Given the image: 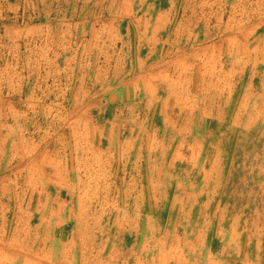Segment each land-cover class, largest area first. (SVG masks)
<instances>
[{
	"label": "rangeland",
	"instance_id": "374dc122",
	"mask_svg": "<svg viewBox=\"0 0 264 264\" xmlns=\"http://www.w3.org/2000/svg\"><path fill=\"white\" fill-rule=\"evenodd\" d=\"M238 32L227 31L240 42L199 44L191 85L165 102L100 92L112 79L109 45H87L63 79L44 43L35 53L26 37L0 39V84L42 102L0 116H21L23 136L78 169L54 201L46 188L32 204L29 188L15 190L0 264H264V29ZM64 81L78 91L46 106Z\"/></svg>",
	"mask_w": 264,
	"mask_h": 264
},
{
	"label": "crops",
	"instance_id": "0c3cea01",
	"mask_svg": "<svg viewBox=\"0 0 264 264\" xmlns=\"http://www.w3.org/2000/svg\"><path fill=\"white\" fill-rule=\"evenodd\" d=\"M214 29L223 30L219 38ZM231 29H264V0H0V39L26 37L35 53L44 43L46 59L63 62L56 70L63 79L70 77L71 59L77 57L78 63L85 59L87 45L105 44L110 46L112 79L100 92L160 93L163 102L191 85L192 62L199 44L212 50L235 39L241 41L239 32L227 33ZM199 30H205L202 36ZM71 43L77 46L72 53ZM62 84L60 88L49 86L47 91L53 96L46 106L64 105L69 100L63 96L71 94V89L78 91L66 81ZM21 92V87L0 84V110L21 109L27 103L31 107L42 105L40 101L23 102ZM7 94L12 96L7 98ZM7 119L0 116V224L7 218L8 208L18 210L16 189L29 188L32 204L38 197L33 191L46 188L52 190L48 198L54 201L59 196L53 190L68 187L70 174L78 170L70 165L68 154L39 148L23 136L21 116L15 115L12 122ZM32 231L38 236L37 224ZM43 232L52 235L49 228Z\"/></svg>",
	"mask_w": 264,
	"mask_h": 264
}]
</instances>
